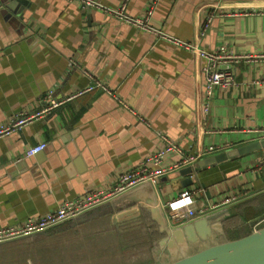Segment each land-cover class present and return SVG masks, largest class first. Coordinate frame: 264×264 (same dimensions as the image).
Masks as SVG:
<instances>
[{"label":"crops","instance_id":"obj_1","mask_svg":"<svg viewBox=\"0 0 264 264\" xmlns=\"http://www.w3.org/2000/svg\"><path fill=\"white\" fill-rule=\"evenodd\" d=\"M94 1L115 7L122 0ZM151 6L150 25L172 39L206 51L224 48L231 56L264 55V14L259 13L264 12V0H129L126 12L142 17ZM204 65L189 50L76 1L32 0L21 18L0 7V124L37 111L49 92L62 99L91 85L86 73L143 118L96 88L0 138V228L109 188L160 147L158 132L185 153L199 156L197 163L264 140V60L231 64L236 86L226 92L216 88L207 113L202 107ZM41 142L46 144L43 152L24 155ZM176 159L167 155L161 166ZM263 159L264 148L213 167L194 166L196 189H204L206 200L240 194L234 204L207 215L215 216L212 222L221 224L227 240L264 225ZM170 174L155 186L140 184L87 211L77 218L84 222L74 230L103 223L135 232L145 227L160 235L148 203L156 199L162 206L188 188L166 192ZM146 236L139 243H147L153 264L168 263L166 257L151 255L162 237L150 244L143 240ZM8 249L0 246V264L7 258L1 252Z\"/></svg>","mask_w":264,"mask_h":264},{"label":"built area","instance_id":"obj_2","mask_svg":"<svg viewBox=\"0 0 264 264\" xmlns=\"http://www.w3.org/2000/svg\"><path fill=\"white\" fill-rule=\"evenodd\" d=\"M70 1H76L80 3L83 8H90L103 12L110 17L127 23L137 29L154 33L173 45L181 46L184 49L196 54L198 57L204 59L205 65L202 68L204 74V102L202 107L205 113H207L209 110L213 92L216 88L226 92L236 86L234 76L231 72V64L264 60V55L242 54L231 56L224 48L206 51L191 43L189 44L187 42H181L176 39H172L168 35L150 25L149 19L153 13V6L148 8L144 16L132 18L129 17L126 12V7L129 0H122L115 7H107L94 0ZM259 13L264 14V12ZM233 15L234 13L229 14V16ZM205 27L203 31H205ZM86 74L93 81L91 85H87L82 90L74 92L62 99L55 98L52 96V93L49 92L48 95L44 97V105L41 106L37 111L30 114L15 115L10 118L8 122L0 124V138L17 133L23 127L31 124L32 122L48 116L54 109L61 107L66 102H69L72 99L96 88L101 89L106 94L112 96L122 108L131 111L132 114L137 116L134 111L130 110L124 101L115 96L106 86L94 80L93 77H91L88 73ZM137 117L140 121H143V118L139 116ZM156 135L161 142L160 147L157 148L153 154L148 156L144 162H141L137 168L119 175L117 180L109 188L87 192L83 196L64 200L54 211L38 218H29L17 225L1 227L0 243L30 236L38 232L48 231L86 213L93 208L99 207L115 199L116 197L140 184L150 183L155 186L165 175L178 171L182 168L195 166L199 160V156L185 153L173 140L160 132H158ZM45 148L46 144L41 142L35 146L29 147L25 151L24 155L27 158L33 157L34 155L43 152ZM167 155H175L177 159L162 167L161 162ZM262 163H264V159ZM195 175L196 173L192 172L190 176L195 177ZM189 188L181 191L175 199L166 202L161 206L167 225L170 228H176L185 225L188 222L209 214L212 211L232 205L238 201L240 196V194L230 193L228 195L221 196L216 202H210L206 200L203 188ZM197 195L201 196L202 198L200 200L199 197L200 201L195 205Z\"/></svg>","mask_w":264,"mask_h":264},{"label":"water","instance_id":"obj_3","mask_svg":"<svg viewBox=\"0 0 264 264\" xmlns=\"http://www.w3.org/2000/svg\"><path fill=\"white\" fill-rule=\"evenodd\" d=\"M31 2L32 0H0V7L21 18L22 11L28 8ZM262 148H264V140L254 141L234 150H227L224 153L202 159L197 163V166L213 167L222 161L243 156ZM195 170L196 167H186L171 173L168 176L170 186L174 190L193 186L196 179L190 175ZM148 204L150 206L147 209L151 212L152 219L158 224L159 232L163 234V237L153 245L151 255L153 254L152 256L155 258L160 256L168 258L169 262L166 264H264V225L252 230L245 236L227 240L223 237L221 224L212 222L215 220V216H207L210 213L185 225L170 228L156 199ZM78 217L69 221H74ZM45 232L34 233L8 242L36 237ZM216 234L221 235V239L215 240ZM175 254H178V257L170 260V257L175 256Z\"/></svg>","mask_w":264,"mask_h":264},{"label":"rangeland","instance_id":"obj_4","mask_svg":"<svg viewBox=\"0 0 264 264\" xmlns=\"http://www.w3.org/2000/svg\"><path fill=\"white\" fill-rule=\"evenodd\" d=\"M171 189L168 186L166 192ZM189 189H196L195 184ZM158 194L166 199L160 187ZM82 222V218L68 221L73 227L64 223L36 237L0 244L9 247L1 252L7 256L1 264H153L147 243H139L144 234L148 236L143 240L150 244L155 240L145 227L135 232L123 226L106 228L102 223L90 229L82 226L76 232ZM62 228L72 231L67 233Z\"/></svg>","mask_w":264,"mask_h":264},{"label":"trees","instance_id":"obj_5","mask_svg":"<svg viewBox=\"0 0 264 264\" xmlns=\"http://www.w3.org/2000/svg\"><path fill=\"white\" fill-rule=\"evenodd\" d=\"M151 228V227H150ZM151 232V236L154 237V239L158 238L159 236L160 237H163V234L160 233V235L158 234V232H155L153 230H150Z\"/></svg>","mask_w":264,"mask_h":264}]
</instances>
